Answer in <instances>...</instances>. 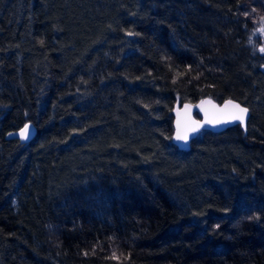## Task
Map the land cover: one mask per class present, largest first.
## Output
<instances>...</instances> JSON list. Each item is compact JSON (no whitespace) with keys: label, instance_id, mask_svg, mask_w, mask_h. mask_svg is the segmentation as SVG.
Listing matches in <instances>:
<instances>
[{"label":"trees","instance_id":"1","mask_svg":"<svg viewBox=\"0 0 264 264\" xmlns=\"http://www.w3.org/2000/svg\"><path fill=\"white\" fill-rule=\"evenodd\" d=\"M242 1L0 0V264H264V34ZM202 97L245 106L246 132L179 150L173 103Z\"/></svg>","mask_w":264,"mask_h":264},{"label":"water","instance_id":"2","mask_svg":"<svg viewBox=\"0 0 264 264\" xmlns=\"http://www.w3.org/2000/svg\"><path fill=\"white\" fill-rule=\"evenodd\" d=\"M237 104L241 108H246L230 98L220 102L210 97H202L195 102L184 101L179 103L175 101L171 109V143L177 149L186 151L189 149L191 140L201 131L207 130L218 133L233 125H238L242 134H245L249 112L240 113L239 109L235 107ZM238 116H243L242 122L239 119H235ZM25 125L29 126L26 138H21L20 133ZM34 134V125L30 121H26L19 128L6 132L3 138L5 140L16 139L18 143L23 144L28 142ZM178 136L186 137V139H177Z\"/></svg>","mask_w":264,"mask_h":264},{"label":"rangeland","instance_id":"3","mask_svg":"<svg viewBox=\"0 0 264 264\" xmlns=\"http://www.w3.org/2000/svg\"><path fill=\"white\" fill-rule=\"evenodd\" d=\"M242 13L264 29V0H243ZM264 34V31H262Z\"/></svg>","mask_w":264,"mask_h":264},{"label":"snow or ice","instance_id":"4","mask_svg":"<svg viewBox=\"0 0 264 264\" xmlns=\"http://www.w3.org/2000/svg\"><path fill=\"white\" fill-rule=\"evenodd\" d=\"M261 31H264V29H261ZM261 51H264V49H261ZM229 103H231V102H229ZM235 107L238 108L240 113H242V114L248 112L247 108H241L238 104L235 105ZM235 119H239L242 122L243 121V116H238ZM28 128H29V126L25 125L24 129L21 130V133H20L21 138H26V132H27ZM177 139H186V137H179L178 136Z\"/></svg>","mask_w":264,"mask_h":264}]
</instances>
